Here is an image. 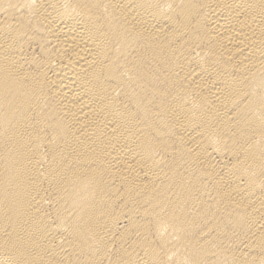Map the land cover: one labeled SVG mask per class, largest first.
<instances>
[{
  "label": "bare ground",
  "instance_id": "bare-ground-1",
  "mask_svg": "<svg viewBox=\"0 0 264 264\" xmlns=\"http://www.w3.org/2000/svg\"><path fill=\"white\" fill-rule=\"evenodd\" d=\"M0 264H264V0H0Z\"/></svg>",
  "mask_w": 264,
  "mask_h": 264
}]
</instances>
